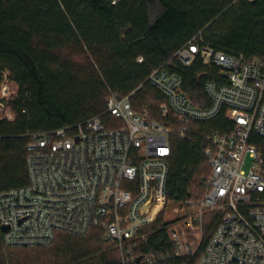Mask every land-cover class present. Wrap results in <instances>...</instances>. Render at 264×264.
Segmentation results:
<instances>
[{
	"label": "built area",
	"instance_id": "1",
	"mask_svg": "<svg viewBox=\"0 0 264 264\" xmlns=\"http://www.w3.org/2000/svg\"><path fill=\"white\" fill-rule=\"evenodd\" d=\"M173 59L185 67L200 60L217 69L218 76L204 84L209 106L194 105L181 77L163 66L147 78L163 98L162 122L131 107L136 91L123 99L109 93L110 127L93 117L31 135L27 184L0 192L4 247L46 246L59 233L95 232L121 253V264H162L170 258H195L194 264H264L262 158L250 144L253 134L264 138V61L215 51L200 34ZM15 94L5 72L0 120H13L9 107ZM219 118L225 128L216 126ZM172 137L198 145L209 173L202 198L183 203L188 215L169 228L173 254H145L139 248L149 243L150 227L167 204ZM247 156L250 165L244 171ZM210 213L216 224L203 245Z\"/></svg>",
	"mask_w": 264,
	"mask_h": 264
},
{
	"label": "trees",
	"instance_id": "2",
	"mask_svg": "<svg viewBox=\"0 0 264 264\" xmlns=\"http://www.w3.org/2000/svg\"><path fill=\"white\" fill-rule=\"evenodd\" d=\"M204 44L246 60L264 61V0H0V85L5 72L15 89L12 121L0 120V192L27 184L26 146L30 136L81 124L106 113L109 93L130 98L131 107L162 122L161 94L147 82L155 69L181 77L182 89L199 108L210 102L204 84L216 68L196 60L185 67L173 59L197 35ZM142 58V62L137 60ZM219 128H225L219 118ZM264 176V138L251 135ZM165 188L166 205L204 194L209 170L198 145L172 137ZM160 214L151 225L145 254H173L175 246ZM216 215L208 214L203 245ZM0 229V264H121L100 233H59L46 246L7 248ZM170 258L162 264H194Z\"/></svg>",
	"mask_w": 264,
	"mask_h": 264
},
{
	"label": "rangeland",
	"instance_id": "3",
	"mask_svg": "<svg viewBox=\"0 0 264 264\" xmlns=\"http://www.w3.org/2000/svg\"><path fill=\"white\" fill-rule=\"evenodd\" d=\"M249 165H250V159L247 156L245 158V165H244V171H248L249 169ZM193 197H194V201H199L202 196L200 194V192L198 191H193ZM183 205H166L165 210L161 213L163 220L164 221H168V222H173L172 225H174L175 221L181 219V218H185L188 215V209L186 207H182ZM180 208L183 210L181 211ZM174 228V226L172 227V229ZM204 236V233H203Z\"/></svg>",
	"mask_w": 264,
	"mask_h": 264
},
{
	"label": "water",
	"instance_id": "4",
	"mask_svg": "<svg viewBox=\"0 0 264 264\" xmlns=\"http://www.w3.org/2000/svg\"><path fill=\"white\" fill-rule=\"evenodd\" d=\"M1 231L2 232H6L7 231V227H1Z\"/></svg>",
	"mask_w": 264,
	"mask_h": 264
}]
</instances>
